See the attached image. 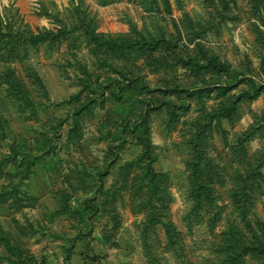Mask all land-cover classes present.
<instances>
[{
  "label": "rangeland",
  "instance_id": "374dc122",
  "mask_svg": "<svg viewBox=\"0 0 264 264\" xmlns=\"http://www.w3.org/2000/svg\"><path fill=\"white\" fill-rule=\"evenodd\" d=\"M0 264H264V0H0Z\"/></svg>",
  "mask_w": 264,
  "mask_h": 264
},
{
  "label": "trees",
  "instance_id": "16d2710c",
  "mask_svg": "<svg viewBox=\"0 0 264 264\" xmlns=\"http://www.w3.org/2000/svg\"><path fill=\"white\" fill-rule=\"evenodd\" d=\"M201 195V193H199V196ZM246 246V245H245ZM246 248V247H245ZM33 260V259H32Z\"/></svg>",
  "mask_w": 264,
  "mask_h": 264
},
{
  "label": "crops",
  "instance_id": "0c3cea01",
  "mask_svg": "<svg viewBox=\"0 0 264 264\" xmlns=\"http://www.w3.org/2000/svg\"><path fill=\"white\" fill-rule=\"evenodd\" d=\"M61 1H64V0H61Z\"/></svg>",
  "mask_w": 264,
  "mask_h": 264
}]
</instances>
